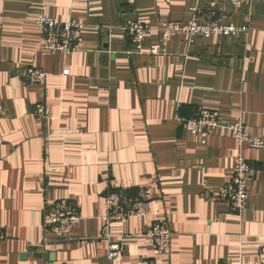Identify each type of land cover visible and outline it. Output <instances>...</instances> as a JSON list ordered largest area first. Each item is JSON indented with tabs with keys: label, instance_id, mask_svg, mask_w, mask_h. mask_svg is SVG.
Listing matches in <instances>:
<instances>
[{
	"label": "crops",
	"instance_id": "obj_1",
	"mask_svg": "<svg viewBox=\"0 0 264 264\" xmlns=\"http://www.w3.org/2000/svg\"><path fill=\"white\" fill-rule=\"evenodd\" d=\"M194 12L248 23L238 37H171L163 54L135 52L122 26L188 23ZM39 16L82 24L84 47H42ZM44 71L27 84L22 69ZM66 71V72H65ZM45 103L41 120L32 106ZM241 117L264 135V0H0V264H135L153 257V221L171 230L156 264H264V149L243 148L255 169L240 214L218 198L238 147L225 129L204 144L179 117L200 108ZM150 185L151 215L106 224L103 194ZM65 198L80 215L67 239L43 231L46 204ZM124 246L109 260V242Z\"/></svg>",
	"mask_w": 264,
	"mask_h": 264
},
{
	"label": "built area",
	"instance_id": "obj_2",
	"mask_svg": "<svg viewBox=\"0 0 264 264\" xmlns=\"http://www.w3.org/2000/svg\"><path fill=\"white\" fill-rule=\"evenodd\" d=\"M233 4H251L252 0H230ZM36 24L40 28L39 41L43 48L60 52L68 56L81 51L84 47L82 24L74 20H59L48 16H39ZM122 29L135 46V52L155 56L166 51V43L171 37H178L187 44L191 43L194 35L205 37L212 35L238 37L246 34L248 23L225 24L213 14L194 12L188 23H180L168 19L160 20L155 30L159 35L156 43L150 44L146 51L143 48L145 35L152 29L138 20L128 19ZM66 72V71H65ZM46 73L32 66L21 71V77L27 84H44ZM32 114L41 120L51 117L49 107L43 102L32 106ZM182 126L199 137L204 144L207 137L216 129H225L235 140L238 152L235 156V165L231 178L218 190V198L228 202L235 213H242L248 205V185L255 178L256 169L249 164L243 155V148L264 149V135L250 134L241 117L234 120H225L217 110L200 108L192 117H179ZM150 185H140L134 192L123 190H107L103 194V214L100 217L106 224L124 222L132 217L145 218L151 215L149 208ZM80 220L74 205L67 199L61 198L46 204L42 215V228L47 234L57 239H67L72 227ZM152 248L153 257L141 259L135 264H156L157 256L167 255L170 252L171 230L164 220L153 221L146 232ZM4 235L0 233V243ZM124 246L116 241L109 242L108 259L111 260L123 252Z\"/></svg>",
	"mask_w": 264,
	"mask_h": 264
}]
</instances>
